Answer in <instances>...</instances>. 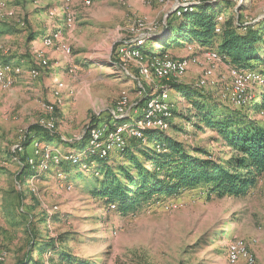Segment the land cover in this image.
<instances>
[{"label": "rangeland", "instance_id": "obj_1", "mask_svg": "<svg viewBox=\"0 0 264 264\" xmlns=\"http://www.w3.org/2000/svg\"><path fill=\"white\" fill-rule=\"evenodd\" d=\"M179 1L0 0V62L12 65L0 80V264H15L31 236L44 239L60 233L67 235L65 246L91 264H230L226 247L233 237L253 252L254 264H264V196L255 191L219 197L199 184L170 196H153L126 213L96 194L97 161L86 163L93 156L87 152L89 135L97 138V131L104 129L103 138L90 148L98 153L97 148L107 147L110 164L124 165L117 150L125 140L129 144L142 134L122 126L134 124L149 93H165L168 109H174L170 128L144 123L145 129H163L188 148L204 146L212 158L224 160L230 155L228 147L215 139L219 138L215 131H194L188 122L194 109L172 85L139 76L143 85L139 91L137 79L128 76L138 74L139 62L125 53V45L142 46L144 54L164 52L160 54L187 60L186 72L176 82L200 88L203 96L221 106L217 113L264 119V110L258 115L254 107L237 110L229 105L240 109L260 101L264 85L247 84L240 93L232 73L235 66L218 50L202 48L197 40L174 42L184 8L193 7L190 12L204 0L175 5ZM205 1L215 5L217 20L231 14L237 20L239 15L242 25L258 21L264 29V0ZM239 6L241 10L234 11ZM42 37L43 46H38ZM46 37H51L49 42ZM261 42L264 58V33ZM207 51L218 55L207 59ZM17 66L20 70L15 73ZM34 66L40 71L36 76L29 70ZM122 95L128 103L118 111ZM46 117L54 120L49 128L55 133L49 132L56 138L51 141L29 131ZM117 128L124 132L122 144L114 132ZM45 142H52L49 147L65 162L80 160V165L64 164L68 167L64 170L49 158L37 166L36 160L48 156V152L43 155ZM22 154L33 158L34 166L27 169L28 177L15 180L23 170ZM13 205L15 214L8 217L4 208ZM50 254L44 253V258Z\"/></svg>", "mask_w": 264, "mask_h": 264}, {"label": "trees", "instance_id": "obj_2", "mask_svg": "<svg viewBox=\"0 0 264 264\" xmlns=\"http://www.w3.org/2000/svg\"><path fill=\"white\" fill-rule=\"evenodd\" d=\"M214 6L213 3L204 0L194 10L183 12L181 21L177 25L180 32L174 37V42L178 43L180 39L187 42L197 40L202 48L218 50L229 63L236 67L256 68L259 64L261 65L264 62L260 52L264 33L261 27L262 22L242 25L240 23L242 17L238 15L239 18L237 16L235 20L231 14L219 23L220 30L216 32L218 12ZM239 10H241L240 6L234 8V11ZM238 22L240 24H237ZM164 82L172 85L184 97L187 104L193 107L194 110L188 116V122H191L194 131L205 129L215 131L219 137L215 139L228 147L230 155L224 160L212 158L204 146L195 145L188 148L183 141L166 135L163 129H144L142 136L135 137L144 140L133 138L129 144H126L125 140V144L117 150L120 151L117 157L123 158L124 165L112 166L110 153L102 156L100 153L87 150L93 155L87 160V165L94 160L97 161L94 171L97 173L96 194L103 197L108 204H113L115 210L121 213L140 207L153 196H170L178 193L180 189L199 184L208 194L213 193L219 197L224 195L241 197L248 194L264 176L263 118L258 121L241 117L236 112L217 113L221 106L210 102L203 96L200 88L184 86L177 82ZM260 98V101L242 105L240 109L238 106L229 105L237 110L254 107L258 115H263L260 112L264 110V93ZM140 104L138 101L137 105ZM38 125L29 127V131H32L34 136L47 141L56 138L54 134L46 131V128L42 129V126ZM170 125L171 122L169 128ZM29 140L30 138L27 142ZM85 144L86 140L80 145ZM28 156V154H22L19 157L23 170L16 175L15 180L23 175L26 177L30 175L27 169L32 167L28 164ZM40 159L36 160V165L40 163ZM69 160L70 162H65L62 158L58 163L59 167L65 170L68 167L64 164L72 167L80 165L78 164L80 160ZM23 186L24 184L17 190V195H22ZM4 209L9 217L15 214L16 207L13 205ZM66 237L64 233L44 239L31 236L27 249L17 258L15 264H91L89 259L78 257L65 246ZM46 252L51 254L44 258Z\"/></svg>", "mask_w": 264, "mask_h": 264}, {"label": "bare ground", "instance_id": "obj_3", "mask_svg": "<svg viewBox=\"0 0 264 264\" xmlns=\"http://www.w3.org/2000/svg\"><path fill=\"white\" fill-rule=\"evenodd\" d=\"M195 2H188V4H192ZM199 3V2H197ZM193 9V7H185L182 11L185 12L187 10ZM180 14V12H179ZM224 17H218V22L215 27V31L218 32L220 30L219 23L222 22ZM44 38V37H43ZM51 37H46V42H49ZM142 42L140 41L139 44ZM124 49L126 50V54L134 59H136L139 62L138 66V74L136 76H132L128 74L132 79H137V85L140 87L139 91L143 90V85L141 84L139 80V76L143 77L144 79H147V81H153L156 80H162V81H171L176 82V80L183 75L186 72L188 61L185 59H174L168 56L167 54H144L142 49V46H124ZM69 50V49H67ZM217 52V51H216ZM218 55L214 51H207L206 57L207 59H213L216 58ZM45 62L44 60H41ZM263 65L260 67V70L254 69L251 67H234L232 69V73L235 76V81L237 84V87L242 93L244 91V87L247 84L251 83H259L260 86L264 85V62H262ZM12 65L9 63H1L0 62V80L3 78V73L5 71H8L9 68ZM20 70V67L17 66L15 69V73ZM29 70H31V73L33 75H38L39 67H31ZM28 70V71H29ZM209 73V72H207ZM153 79V80H152ZM202 82V80H201ZM166 88V87H163ZM138 90V89H137ZM145 95V94H144ZM163 97H165V93L161 92L160 94H153L149 93L144 97V109L141 115L135 120L134 124L126 123L122 127H124L127 130L135 131L137 136L139 134H142V131L145 129L143 127V124L147 126H153V127H161V126H169V121L172 115V111L168 109V104L163 100ZM127 97L125 95H122L118 101V104L116 106V110L121 111L124 109V107L127 105ZM51 108V107H50ZM114 111H112V115ZM123 115V114H122ZM119 115V116H122ZM42 120V121H41ZM41 121V122H40ZM38 124L42 127H52L54 124V120L51 117L42 118L39 120ZM48 130V129H47ZM49 131V130H48ZM93 131V130H92ZM103 137L100 136V138L94 137L92 139V133L89 135V141L91 143L90 146L87 145L88 150L95 152L96 150L91 149L90 147L94 144H97L99 140H101ZM97 140V141H96ZM117 140H119L120 144L123 143V140L121 139V135L117 137ZM39 142H41L39 140ZM96 147V146H94ZM98 153H100L102 156L107 155V147L97 148ZM45 152H48V156L46 158H43V160L40 161V163L37 166H41L46 160H49V158H53L51 163L58 164L59 161L62 159L61 156L55 154V152L52 150L51 147H49V144L44 145V151L43 155H45ZM35 160L28 156V164L31 166H34ZM32 166V167H33ZM111 208H114V205L110 206ZM2 259V256H0V260ZM226 259L230 264H236L239 261H243L245 264H254L255 263V256L253 252L248 250L246 244L236 238L233 237L228 243L226 247Z\"/></svg>", "mask_w": 264, "mask_h": 264}, {"label": "crops", "instance_id": "obj_4", "mask_svg": "<svg viewBox=\"0 0 264 264\" xmlns=\"http://www.w3.org/2000/svg\"><path fill=\"white\" fill-rule=\"evenodd\" d=\"M248 0H246V2H247ZM249 2V1H248ZM247 2V3H248ZM42 39H43V37L40 39V41L38 40L37 41V45L38 46H43L42 45ZM216 71V70H215ZM219 71V70H218ZM218 73V72H217ZM220 73V72H219ZM56 140H58V139H56ZM48 144H52V142H50V143H48ZM64 146L66 145V143L65 144H63ZM27 146V145H26ZM67 146V145H66ZM27 148V147H26ZM67 148V147H66ZM255 191V193H257L260 197L261 196H264V176H263V178L261 179V181L260 182H258L251 190H250V192H254ZM261 200H263V199H261Z\"/></svg>", "mask_w": 264, "mask_h": 264}, {"label": "built area", "instance_id": "obj_5", "mask_svg": "<svg viewBox=\"0 0 264 264\" xmlns=\"http://www.w3.org/2000/svg\"><path fill=\"white\" fill-rule=\"evenodd\" d=\"M192 0H180L179 2H177L175 5L177 4H180L182 2H191ZM174 5V6H175ZM249 24V23H248ZM247 25V24H246ZM132 40H135V39H132ZM131 111V109H130ZM149 126V124L147 125ZM41 128H46V127H41ZM49 131H51L52 133L54 132L55 133V129L54 128H47ZM115 134H118L120 135L121 133H124L123 130H119L118 128L114 131ZM98 133V138H100V136H103L106 132L104 131V129H100L99 131H97ZM36 152V151H35Z\"/></svg>", "mask_w": 264, "mask_h": 264}, {"label": "water", "instance_id": "obj_6", "mask_svg": "<svg viewBox=\"0 0 264 264\" xmlns=\"http://www.w3.org/2000/svg\"><path fill=\"white\" fill-rule=\"evenodd\" d=\"M164 28H165V27H164ZM164 28H163V30H164ZM163 30H159V31H157V33H159V34H160V33H162V32H163ZM154 34H156V32H155ZM159 34H158V35H159Z\"/></svg>", "mask_w": 264, "mask_h": 264}]
</instances>
